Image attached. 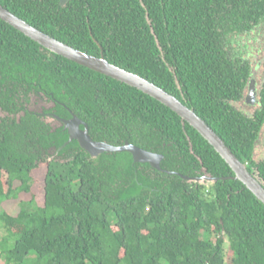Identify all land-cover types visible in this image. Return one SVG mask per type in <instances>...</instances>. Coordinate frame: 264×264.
<instances>
[{
    "label": "trees",
    "instance_id": "trees-1",
    "mask_svg": "<svg viewBox=\"0 0 264 264\" xmlns=\"http://www.w3.org/2000/svg\"><path fill=\"white\" fill-rule=\"evenodd\" d=\"M40 31L176 96L264 185L253 160L264 124L238 112L250 72L231 38L264 23V0H0ZM43 93L91 137L163 154V171L130 153L97 164L68 135L24 111ZM0 264H264V204L196 129L154 98L56 55L0 18ZM67 107L68 109H66ZM13 116V117H12ZM54 149L61 160L50 159ZM45 164V202L32 195ZM253 168L258 169L256 172ZM171 172V173H170ZM217 178L188 182L182 176ZM19 200L16 213L7 207ZM14 210V209H13ZM15 212V211H14ZM229 244L226 252V244Z\"/></svg>",
    "mask_w": 264,
    "mask_h": 264
},
{
    "label": "water",
    "instance_id": "water-1",
    "mask_svg": "<svg viewBox=\"0 0 264 264\" xmlns=\"http://www.w3.org/2000/svg\"><path fill=\"white\" fill-rule=\"evenodd\" d=\"M68 1L69 0H61V4L66 5ZM0 18L50 52L136 88L170 108L177 113L183 121L189 123L196 129L198 133L215 148L234 172L235 175L231 178L241 181L264 204V185L249 171L247 164L243 163L226 145L224 140L196 113L195 109L188 107L176 96L170 94L148 79L110 63L105 58L103 50L100 57L80 51L40 31L36 27H33L2 5H0ZM55 118L59 124L61 123L64 125L63 131L68 134L66 142L58 151L63 150L71 143L77 142L79 147L97 164L103 154L130 153L133 158L134 166L137 164H148L155 170L163 171L162 163L165 159V155L163 154L145 150L129 141H126L121 146H115L106 141L94 140L90 135L88 123L80 119L76 114H73L71 119H66L58 115H56ZM182 177L188 182L196 183L213 184L218 181L217 178L208 177L207 175L199 178Z\"/></svg>",
    "mask_w": 264,
    "mask_h": 264
},
{
    "label": "flooded vegetation",
    "instance_id": "flooded-vegetation-1",
    "mask_svg": "<svg viewBox=\"0 0 264 264\" xmlns=\"http://www.w3.org/2000/svg\"><path fill=\"white\" fill-rule=\"evenodd\" d=\"M255 29L253 31H255ZM245 34H247V33H245ZM234 37L231 38V41ZM231 54L237 55L244 62H248L249 72H250V76H249L248 82L246 83L242 98L238 101L232 102V106L238 112L242 113L244 116L249 117L251 119H257L256 114H257L258 110L262 107L261 98H262V93L264 90V60L263 61L261 60V61L254 64V62L250 58V57H252L251 54L242 55L243 53L241 54V53H236L233 51H231ZM260 69L263 70V73H261L259 75V73L261 72V71L259 72ZM259 76H262V77H259ZM253 84H254V86H253ZM34 95L38 96L39 98H41L43 100H46L47 104H50V107L49 108L45 107L41 112L34 111V110L30 109L28 104L31 102L32 96H34ZM247 104L254 107V110L252 112H248L245 108H243V106H248ZM57 105L58 104L54 100H50L47 96H45V94H43L41 92H39L37 94H32L30 96L29 102L26 103L24 106V111H21L20 113H18L16 115V117L18 118V122H20V118L25 115L26 111L29 113H32V114L36 115L37 117H39L48 126V129H49L48 134L54 135L58 131L59 128L64 129V125L61 123L59 124V122L55 118L56 115L60 116V114H58V112L56 110ZM248 107H250V106H248ZM65 108L68 109L67 107H65ZM0 111L2 112V116H0V119L5 118L9 115L1 107H0ZM68 111H69L70 115L66 116L64 118L71 119L73 117L74 112H72L70 109H68ZM60 117H63V116H60ZM82 128H83V126H82ZM262 135L264 136V124H262V127L258 132V139L256 142L255 151H256L257 144L260 141ZM51 151L55 152V150L54 149L49 150V153H50L49 160L50 159L61 160L58 156V151H57V153L55 152L54 155L51 154ZM255 157H256V152L253 153V160L256 162H264V159L258 161ZM247 164L250 165L251 163L247 162ZM253 169L256 172L258 171V169H255V168H253ZM206 175L208 177H212L209 174H206ZM212 178H214V177H212Z\"/></svg>",
    "mask_w": 264,
    "mask_h": 264
},
{
    "label": "rangeland",
    "instance_id": "rangeland-1",
    "mask_svg": "<svg viewBox=\"0 0 264 264\" xmlns=\"http://www.w3.org/2000/svg\"><path fill=\"white\" fill-rule=\"evenodd\" d=\"M231 51L236 53H243L242 55L251 54L252 61L255 63L259 61L264 60V23L257 27L255 31H252L247 34H243L240 36H235L231 43H230ZM247 57V56H246ZM261 71V72H260ZM259 75L263 73V70H259ZM258 77V76H257ZM262 77V76H259ZM46 100H43L39 98L38 96L34 95L32 96L31 102L28 104L29 108L41 112L45 107H50V104H47ZM248 105V104H247ZM250 106V107H248ZM243 106L248 112H252L254 110V107L251 105ZM4 114V113H3ZM0 116H2V112L0 111ZM256 159L258 161L264 159V136L262 135L260 141L257 144L256 147ZM54 151H51V154L54 155ZM46 173V167L45 164H41V166L38 168L37 171L34 172V178L35 182L33 185V191L32 195L22 194L20 199L28 200L31 198V196H34L36 201L39 203V205L43 206L45 202V182H44V176ZM19 200H16L13 202V205H8L7 207L11 208L13 213H16L19 209L18 206ZM6 206V204H5ZM5 206H0V209H4ZM6 208V207H5ZM14 209V210H13ZM15 211V212H14ZM4 235L3 229L0 230V239ZM229 244H226V252L228 251Z\"/></svg>",
    "mask_w": 264,
    "mask_h": 264
}]
</instances>
